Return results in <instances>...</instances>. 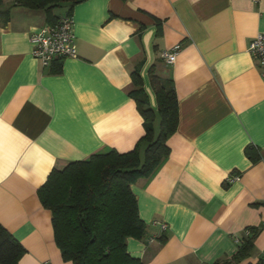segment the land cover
I'll return each instance as SVG.
<instances>
[{"label": "crops", "instance_id": "1", "mask_svg": "<svg viewBox=\"0 0 264 264\" xmlns=\"http://www.w3.org/2000/svg\"><path fill=\"white\" fill-rule=\"evenodd\" d=\"M64 15L75 57L43 68L28 37ZM256 34L264 0H81L48 18L0 0V226L24 250L16 264H70L36 195L51 170L135 148L142 161L133 72L153 112L157 82L170 81L177 123L166 157L130 186L144 234L125 240L127 254L142 264H211L252 230L235 264H255L264 252V79L246 46ZM175 45L167 65L159 53ZM228 175L238 180L225 185Z\"/></svg>", "mask_w": 264, "mask_h": 264}, {"label": "trees", "instance_id": "2", "mask_svg": "<svg viewBox=\"0 0 264 264\" xmlns=\"http://www.w3.org/2000/svg\"><path fill=\"white\" fill-rule=\"evenodd\" d=\"M79 1L14 0L23 7L43 9L47 18L50 10L60 4ZM2 15L6 18V12ZM132 80L136 89L130 95L143 121L140 141L147 143L142 161L138 160L136 148L121 154L114 151L95 154L87 160L71 162L61 170H51L36 190L41 207L50 214L53 241L60 258L70 264H142L125 250L127 238L140 239L144 234L130 186L149 178L166 157L165 139L175 130L177 106L169 80L157 82L155 112L147 108L135 72ZM156 115L158 133L153 137L152 121ZM244 154L253 161L251 148L245 149ZM253 233L247 230L230 258L211 264H235L247 258ZM23 252L21 245L0 226V264H16Z\"/></svg>", "mask_w": 264, "mask_h": 264}, {"label": "built area", "instance_id": "3", "mask_svg": "<svg viewBox=\"0 0 264 264\" xmlns=\"http://www.w3.org/2000/svg\"><path fill=\"white\" fill-rule=\"evenodd\" d=\"M28 41L31 44L30 55L39 62L41 67H47L53 60L75 57L70 16H61L54 24H47L30 33ZM179 46L175 45L168 51L159 53V57L167 65L174 62ZM246 52L255 61L259 76L264 79V34H256L247 44ZM235 175H228L224 183L237 181ZM162 231L164 224L159 225ZM247 235V231L244 232ZM235 242H239L238 239ZM264 264V252L258 260Z\"/></svg>", "mask_w": 264, "mask_h": 264}, {"label": "rangeland", "instance_id": "4", "mask_svg": "<svg viewBox=\"0 0 264 264\" xmlns=\"http://www.w3.org/2000/svg\"><path fill=\"white\" fill-rule=\"evenodd\" d=\"M158 123H159V119H158V116L156 115L154 117V120L152 121L153 137H156L157 136V133H158Z\"/></svg>", "mask_w": 264, "mask_h": 264}]
</instances>
